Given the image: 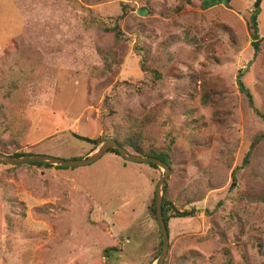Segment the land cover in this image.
I'll return each mask as SVG.
<instances>
[{"label":"rangeland","instance_id":"1","mask_svg":"<svg viewBox=\"0 0 264 264\" xmlns=\"http://www.w3.org/2000/svg\"><path fill=\"white\" fill-rule=\"evenodd\" d=\"M256 1L0 0V152L75 160L100 146L75 134L140 131L170 162L167 198L196 211L169 218L165 264H264V117L238 83L264 115ZM164 174L114 151L79 167L0 162V264L152 262Z\"/></svg>","mask_w":264,"mask_h":264},{"label":"water","instance_id":"2","mask_svg":"<svg viewBox=\"0 0 264 264\" xmlns=\"http://www.w3.org/2000/svg\"><path fill=\"white\" fill-rule=\"evenodd\" d=\"M260 0L255 3L256 8L259 6ZM116 149L121 156L127 160L155 164L160 168H164L165 174L160 177L155 193V206H156V218L162 234V249L159 256L155 259L152 264H164L170 249V234L166 220L163 214V200H164V187L165 182L171 172L170 165L162 160L161 158L155 156H147L142 154H135L130 152L127 148L122 146L115 138H109L105 140L94 152L85 158L66 160L50 155L43 154H27L22 156H14L4 152H0V162L9 165H21L32 162H42L51 165H60L65 167H79L88 165L100 159L109 149Z\"/></svg>","mask_w":264,"mask_h":264},{"label":"trees","instance_id":"3","mask_svg":"<svg viewBox=\"0 0 264 264\" xmlns=\"http://www.w3.org/2000/svg\"><path fill=\"white\" fill-rule=\"evenodd\" d=\"M125 8H127V6H124ZM185 8V4L182 3L181 6L178 8V10H182ZM260 13V8H257L255 9L252 13H251V17H250V29H251V32H252V38H253V45L254 47L258 50L259 49V26H258V14ZM125 14V12H124ZM123 14V15H124ZM106 30L108 31H112L114 32V35H115V39H116V42L117 41H120L121 38H122V32H121V29H120V26L119 24H115L114 26H107L106 27ZM159 77V74L158 76ZM242 77H243V72H239L238 74V83H239V87H240V90L241 92H243L247 97H248V100H249V104L251 107H253V109L255 110V112L259 115V116H262L264 117L263 114H261V112H259V110L257 108L254 107V102H253V96L250 92V90L245 86V83L243 82L242 80ZM157 79V78H155ZM155 83V81H153V84ZM138 85L141 87V88H146V87H149L151 86L150 82H139ZM76 137H79L81 138L82 140H86V141H89L93 144L96 145V147L94 148V150L99 146L101 145L104 140L101 139V138H96V139H91V138H88V137H83V136H80L78 134H75ZM262 139V136H257L253 142L251 143V147L249 149V151L247 152L246 154V159H245V162L247 163L248 162V158L249 156L251 155L253 149L256 147V145L261 141ZM122 146H124L125 148H127L130 152L132 153H135V154H142V155H147V156H155V157H158V158H161L162 160H164L165 162H167L169 165H170V162H168L164 157L163 155L161 154V152H159L157 154V152L155 151H147L145 150L144 146H143V137H142V133L140 131H137V132H129L126 136H125V139L123 140H119V139H116ZM108 151H114L116 153L119 154V152L116 150V149H109ZM4 153H8V152H4ZM162 153H165V152H162ZM10 155H14V156H22V155H27V154H30L28 152H25V151H22V150H19V151H15L13 153H8ZM31 164H37V165H45V166H53L51 164H48V163H42V162H32ZM151 166L155 167V168H159L157 165L155 164H150ZM56 167H63V166H60V165H55ZM235 177V175H234ZM167 191H168V186L165 182V187H164V200H163V214H164V218L166 220V224L168 226V221H169V218L171 217H187V216H194L195 215V210L194 209H191V210H185V211H181L179 210L177 207H175L172 202L167 198ZM151 208V211L154 215V217L156 218V206H155V197H153L152 199V204L150 206ZM168 230H169V227H168ZM170 232V230H169ZM162 235V234H161ZM160 245L162 246V239H161V243ZM161 247L159 249V252L157 253V256L154 258V260L152 262H150L149 264H152L155 259L158 257V255L160 254L161 252ZM167 259V258H166ZM166 261V260H165ZM165 264V262H164Z\"/></svg>","mask_w":264,"mask_h":264},{"label":"flooded vegetation","instance_id":"4","mask_svg":"<svg viewBox=\"0 0 264 264\" xmlns=\"http://www.w3.org/2000/svg\"><path fill=\"white\" fill-rule=\"evenodd\" d=\"M169 234H170V232H169Z\"/></svg>","mask_w":264,"mask_h":264},{"label":"crops","instance_id":"5","mask_svg":"<svg viewBox=\"0 0 264 264\" xmlns=\"http://www.w3.org/2000/svg\"><path fill=\"white\" fill-rule=\"evenodd\" d=\"M149 264V263H148Z\"/></svg>","mask_w":264,"mask_h":264}]
</instances>
